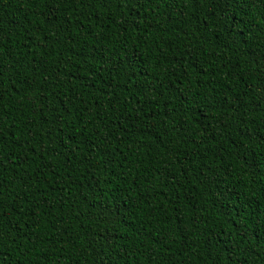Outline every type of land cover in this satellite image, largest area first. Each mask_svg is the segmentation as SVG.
I'll list each match as a JSON object with an SVG mask.
<instances>
[{
    "label": "trees",
    "instance_id": "trees-1",
    "mask_svg": "<svg viewBox=\"0 0 264 264\" xmlns=\"http://www.w3.org/2000/svg\"><path fill=\"white\" fill-rule=\"evenodd\" d=\"M57 8V22L68 26L67 32L49 30L48 9L39 0H0L3 106L14 113L5 124L15 122L20 128L25 120H35L32 133L37 139L32 145L43 143L49 151L63 148L64 137L73 143L87 137L88 144L98 145L104 140L109 148L118 145L129 160L121 167L99 171L74 161V171L62 169L57 177H42L37 191L23 183L30 170L14 167L16 158L12 157L13 162L5 163L0 174L9 208H19L27 194L40 209L33 217L38 216L36 224L23 220L17 223L12 212L5 218V264H30L39 259L23 245L21 226L51 229L48 235L53 244L46 253L49 264H215L217 249L210 246L209 239L220 231L222 223L221 205L215 203L217 189L229 186L247 196L264 187L256 183L264 172L258 173L251 184H244L246 177L239 170L228 171L236 167L230 161L235 156L233 144L239 129L246 123L252 129L264 126V112L240 115L246 105L251 106V96L245 92L252 91L251 78L264 72V60L253 64L249 56L241 55V46L233 43L236 34L228 25L238 24L241 18L247 20L250 31L245 30L244 35L249 38L248 45L253 50L264 48V31L259 23L264 20V4L257 2L237 10L225 0L195 6L178 0L169 9L172 16L167 19V12L161 16L162 10L157 9L158 19L149 17L148 31L155 36L163 34L162 49L147 33L141 37L135 31L124 32L127 25L115 4L110 15L100 9L99 20L89 16V8L79 2L58 4ZM78 9L85 15H80ZM70 22L74 27L69 26ZM76 29H81L80 35ZM45 32L49 37L47 48L36 50ZM129 48L140 62L133 79L140 81L142 88L127 79L130 70L125 52ZM97 50L102 53L100 59L108 63H97L93 58ZM41 51L48 64L41 63L32 89L26 93L19 84L10 88L14 80L35 74L34 65L45 58ZM189 63H195L198 70L193 73L187 69L184 74ZM45 67L51 76L44 72ZM41 76H47V83L41 82ZM44 89L63 101L56 104L55 98L49 97V107H57L66 119L68 113L79 117L70 120L71 127L65 126L57 133L48 123L52 113L45 115L26 107L33 101L43 106L44 101L36 100V95ZM177 90L183 91V96L177 98ZM229 93L241 103H221L220 98ZM29 94L31 101L25 99ZM188 102L198 107L192 109ZM18 107L23 108V115L16 110ZM185 112L194 114L191 122ZM176 121L183 124V139L171 131ZM160 140L165 144L161 145ZM14 147L5 152L11 153ZM122 159L118 157L117 164ZM260 159L264 161V157ZM144 165L149 171L135 186L134 178ZM150 178L151 185L146 186ZM13 196L19 197L15 205ZM158 204L166 205L159 213ZM222 239H227V234ZM257 240L245 244L242 250L240 258L248 264H264V241Z\"/></svg>",
    "mask_w": 264,
    "mask_h": 264
},
{
    "label": "snow or ice",
    "instance_id": "snow-or-ice-1",
    "mask_svg": "<svg viewBox=\"0 0 264 264\" xmlns=\"http://www.w3.org/2000/svg\"><path fill=\"white\" fill-rule=\"evenodd\" d=\"M45 8L48 9L47 12V22L49 30L57 31H68V26H61L57 22L56 14L59 11L57 8L58 4L64 5H73L77 2L86 5L89 8V16L94 17L96 20H99L98 11L100 9H106L107 14L111 13V6L115 4L122 10L124 16V24L127 27L123 28V31L131 34V31H135L141 37L144 34L152 36L153 41L159 45L162 49L163 44L160 43L164 40V36L161 33L160 36H155L153 33H149L148 29L151 27L149 17L152 20H157V9L162 11L159 15L164 16L167 12V18L172 16V13L169 9L175 5L178 0H39ZM219 0H185V3H191L192 5H198L202 3H218ZM226 3H229L231 7L236 8L237 10L243 8L245 5L251 7L257 2L264 4V0H225ZM126 9V11H124ZM80 15H85L82 10ZM262 14H264V8L261 9ZM247 15V12H245ZM88 18L87 16L85 17ZM83 25V21H80ZM103 23V21H101ZM261 30L264 31V20L260 22ZM69 26H73L70 22ZM255 26V25H254ZM233 32L236 34L233 43H236L241 46V55L249 56L250 62L253 64H260L264 60V48L253 50L250 45H248V36L244 35L245 30L248 29V21L241 18L238 24H229ZM86 31V29H85ZM81 29H76V34L80 35ZM70 35V34H69ZM47 32H45L40 38V43L37 45L36 50L41 48H47L45 41L48 40ZM122 39H127L123 37ZM171 40V36L168 38ZM60 41L57 40V43ZM119 42V41H117ZM123 48L124 45L121 44ZM135 47V43L133 46ZM4 49L3 45L0 44V54H3ZM53 53H48L52 55ZM31 55V54H30ZM55 55L59 56L60 53ZM136 54L129 48L125 52V57L127 58V67L129 72L126 73L128 82L136 83L142 88L143 85L140 81L134 80L133 77L138 73L140 67V62L133 57ZM100 56L102 53L97 50V54L93 58L99 64L108 63L107 61L101 60ZM41 57H45V52L41 51ZM34 59H39L35 58ZM41 63L44 65L48 64V60L45 57L40 63L34 65L35 74L29 73L24 76L23 80H14L9 87L15 89L17 84L20 85V89L28 93L32 89L33 85L36 84V76L40 74ZM124 63V60L121 61ZM264 66V65H262ZM58 68L59 65L57 64ZM187 69H191L193 73L197 72V65L195 63H189L185 66V73L187 74ZM44 72L47 73V67L44 68ZM3 70L0 68V174L3 172L4 164L13 162L12 157H15L14 167L16 168H25L28 171V178L23 180L24 184H27L29 188H34L37 191L38 182L42 177L54 178L60 175L62 169H71L74 168V161L82 164L84 168H96L99 170H107L110 166L112 167H121L124 161L129 160L128 156L124 155V149H121L118 145L116 148H109L105 146L104 140L100 141V144H88L86 143L87 137L84 139L78 140L75 143L72 140H69L67 137L63 139L66 141L63 148L57 151L55 148H52L51 151L45 148L43 143L37 145H32V140L37 139L33 136L32 128L35 124V120L29 122L28 120L24 121V124L17 128L16 123L12 122L5 124L6 119L14 113L5 111L4 109V82H3ZM89 77L92 76L91 71L87 72ZM47 76H51V73H47ZM47 76H41V82L47 83ZM252 79V91L248 92L246 89L245 94L251 96L249 101V106H245V111L240 113L241 116H246L250 111H259L264 112V72H257L255 78ZM247 84V82H245ZM138 90H140L138 88ZM227 91V89H225ZM183 91L177 90L175 95L177 98L183 96ZM19 96V91L16 93ZM49 97H53L56 100V104H62L63 101L55 97L54 93H50L47 89H44L43 92L37 93L36 100L44 101L43 106L35 103L33 101L31 104L26 105V107H31L36 109L39 112L48 115L52 113L48 123L51 124L57 133L61 131L65 126L71 127V119H79V117L73 116L72 113H68V119L65 118V113L60 111L57 107H49L48 100ZM27 100H32V95L29 94L25 97ZM233 100L237 104H240L241 101L237 99L236 96L228 95L221 97V103H231ZM190 108L195 109L198 107L191 102ZM175 107V106H174ZM20 111L23 115V108L18 107L16 109ZM179 110V108H175ZM187 116L189 122L194 119V114L189 112L184 113ZM198 119V116L195 117ZM155 126V125H153ZM171 131L175 134L177 138L183 139L186 135L183 124L180 121H176L173 124ZM51 135V132L49 133ZM128 137L125 136L124 139ZM108 139L111 140V133L108 134ZM60 142L59 139L56 141ZM139 141H134L138 143ZM161 145L165 144L164 140H160ZM14 145L11 153L5 152V149ZM65 149L67 151H65ZM234 149V159L230 161V165H235V168H230L228 171L236 172L239 170L241 176H245L244 184H251L258 173L264 172L262 164L264 161H261V157H264V126L259 129H252L250 125L246 123L245 128L239 129L237 141L233 144ZM71 153V156L68 153ZM39 153V155H37ZM231 154V153H230ZM123 156V159L120 160L117 164V158ZM149 171L148 165H144L143 170L138 172V176L134 178L135 186H139V183L143 180V177L146 172ZM119 174V173H117ZM202 175V174H201ZM159 179V177H155ZM31 181V183H29ZM146 186L151 185V178L145 182ZM258 185H264V175L261 176L259 181H256ZM133 185H129L132 187ZM234 187V186H232ZM175 188V185H174ZM182 195V194H181ZM19 199L18 196L12 197V203L15 205V201ZM179 199V197H178ZM253 201H260V203H253ZM43 203V201H41ZM173 204L176 201H172ZM215 203H219L222 208L221 217L222 223L219 225L220 231L216 232L209 239V244L211 247L217 249L215 256V264H248L246 259H241V253L244 249L245 244L252 243L254 240L264 241V187H260L258 191H253L247 196H241L240 192L233 191L231 187L225 186L224 188H218L216 194ZM166 207V205L158 204L156 206V211L159 213L161 208ZM40 209L39 204L31 202L25 194L24 202L17 207L9 208L8 202L5 200V183L0 179V264H5L3 259V243L5 239V230L4 222L5 218L9 215V212H12L17 216V223H20L21 220L27 223L31 221L32 224H36L38 220L33 219L36 216L37 212ZM118 211V209L116 210ZM190 211V210H189ZM107 214V213H102ZM161 215H165L161 213ZM170 215V214H169ZM253 218L255 220L253 221ZM14 228H10L9 231H14ZM51 229L36 227L31 229L30 227L21 226L20 236L22 237V243L29 253L33 257H39L30 261V264H49L46 259V253L49 247L53 244L52 237L48 235ZM227 234V239H222V237ZM212 241L215 243L213 244ZM15 242V241H13ZM264 247V245H261ZM249 252H253V249H247ZM159 255V253H157Z\"/></svg>",
    "mask_w": 264,
    "mask_h": 264
}]
</instances>
